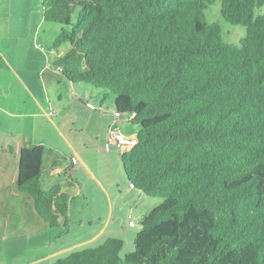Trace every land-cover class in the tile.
Segmentation results:
<instances>
[{"label":"trees","instance_id":"1","mask_svg":"<svg viewBox=\"0 0 264 264\" xmlns=\"http://www.w3.org/2000/svg\"><path fill=\"white\" fill-rule=\"evenodd\" d=\"M41 2L61 27L51 48L70 46L52 66L115 95L137 127L122 153L129 184L162 200L124 257L123 239L108 237L54 264H264V0ZM216 2L246 27L239 45L207 19ZM45 150L21 149L18 190L67 229L71 193L42 185Z\"/></svg>","mask_w":264,"mask_h":264},{"label":"crops","instance_id":"2","mask_svg":"<svg viewBox=\"0 0 264 264\" xmlns=\"http://www.w3.org/2000/svg\"><path fill=\"white\" fill-rule=\"evenodd\" d=\"M28 6L29 0H0V195L20 193L21 149L43 145L41 183L45 188L59 183L70 191V223L79 224L83 238L92 241L101 232L118 229L135 240L133 228L157 201L129 185L122 153L105 150L104 143L113 124L128 135H135L137 127L116 113L114 94L72 82L52 66L68 44L56 50L52 41L48 49L35 50L42 21ZM87 101L101 112L90 109ZM85 181L91 182L90 192ZM129 214L135 226L129 225Z\"/></svg>","mask_w":264,"mask_h":264},{"label":"rangeland","instance_id":"3","mask_svg":"<svg viewBox=\"0 0 264 264\" xmlns=\"http://www.w3.org/2000/svg\"><path fill=\"white\" fill-rule=\"evenodd\" d=\"M29 5L32 15L35 13L38 22L42 21L37 42L43 48L48 49L54 41L51 40L50 42V39H55L53 37H56L61 27L56 23H46L43 20L41 0H29ZM220 8V2L210 5L206 10L207 19L220 23L224 29L225 39L239 45L240 40L246 35V27L240 24L234 25L224 20ZM259 13H264V6L257 9V14ZM90 183L84 182V188L89 192L92 190ZM43 186H46L45 181ZM17 194L5 191L0 195V264H54L58 259L75 251L96 247L112 236L123 237L124 247L120 252L121 257L135 249L133 237L130 241L129 237L124 236V232L114 229L116 226H111L114 227V230L101 232L92 241L83 238L84 232H81L77 227L79 224H75V226L69 223V229L51 227L38 214L29 194L22 192ZM154 199L157 201V205L162 201L159 198ZM88 208L86 207V211H89ZM110 211L111 204L109 201V214ZM139 229L140 224H137L132 232L137 233ZM95 233L97 234V232Z\"/></svg>","mask_w":264,"mask_h":264},{"label":"built area","instance_id":"4","mask_svg":"<svg viewBox=\"0 0 264 264\" xmlns=\"http://www.w3.org/2000/svg\"><path fill=\"white\" fill-rule=\"evenodd\" d=\"M36 48H42L39 43L35 44ZM87 106L95 111L101 112V107L96 106L94 103L87 101ZM53 111L50 112L52 114ZM118 114V113H117ZM135 144H137V138L134 136L127 135L123 131H121L117 126L114 124L109 126L107 136L105 139V150L110 151L113 148H117L121 153L125 152L126 150L133 147ZM71 161L73 164H77L78 160L76 156L71 157ZM131 187H133V183L129 184ZM129 225L135 226L136 221L134 220L133 216L131 214L128 215Z\"/></svg>","mask_w":264,"mask_h":264}]
</instances>
